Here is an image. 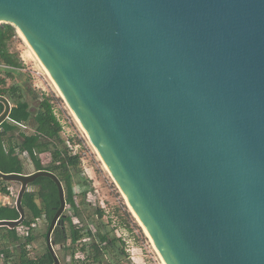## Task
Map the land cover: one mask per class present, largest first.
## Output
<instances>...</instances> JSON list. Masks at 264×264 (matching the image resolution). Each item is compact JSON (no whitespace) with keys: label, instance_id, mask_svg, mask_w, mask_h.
I'll list each match as a JSON object with an SVG mask.
<instances>
[{"label":"water","instance_id":"water-1","mask_svg":"<svg viewBox=\"0 0 264 264\" xmlns=\"http://www.w3.org/2000/svg\"><path fill=\"white\" fill-rule=\"evenodd\" d=\"M165 264H264V0H0ZM0 127L12 105L0 96ZM51 172L3 173L25 193Z\"/></svg>","mask_w":264,"mask_h":264},{"label":"rangeland","instance_id":"rangeland-1","mask_svg":"<svg viewBox=\"0 0 264 264\" xmlns=\"http://www.w3.org/2000/svg\"><path fill=\"white\" fill-rule=\"evenodd\" d=\"M20 37V34L16 31V37L9 44V52L17 55L22 67L14 70L0 65V83L4 81L6 88L14 86L19 88L33 116L38 112L44 99L50 100L54 113L64 128L65 134H62V139L72 138L74 143L79 146L77 151L84 174L81 178L83 188L74 187L78 209L74 210L71 207H67L64 214L67 216L66 220L72 217L73 221H68L65 224V233L69 237L71 224L78 225L82 223L86 227V231L81 243L86 244L87 248L95 239L106 237L105 241H107L109 250L105 253V256L108 261L101 255L98 264H115L117 261H121V264H161V258L157 251L129 210L122 193L110 173L105 169L82 127L71 114L69 107L58 93L55 84L42 67L36 54L31 52L28 45ZM11 105L12 107L14 106L12 103ZM19 128L18 131L9 133L7 136L15 144L21 143V132L27 135L33 132L31 125L29 127L20 126ZM48 148L52 149L51 146ZM46 154H36L43 168H47L48 159L45 156ZM22 161L25 174H31L36 171L28 157H23ZM9 190L11 199V206L9 207L15 208L19 186L9 183ZM28 192L37 195L40 190L38 187H30ZM97 210L102 211L103 214L99 215ZM35 224L37 228L33 234L36 239L33 247L29 248L31 251L29 256L31 258H38L46 253L44 235L47 233L48 223L46 220H40ZM88 232L92 233L86 235ZM121 238L125 239L124 246L122 243L116 242V239L119 240ZM72 249V245H69L65 250L71 251ZM123 251H125L126 255L133 257L134 262L131 259V261L125 262L123 260L125 257L121 253ZM17 254V256H14L17 259L14 258L12 260L13 264L20 262V253ZM86 256L87 253L82 255L83 258H86Z\"/></svg>","mask_w":264,"mask_h":264},{"label":"trees","instance_id":"trees-1","mask_svg":"<svg viewBox=\"0 0 264 264\" xmlns=\"http://www.w3.org/2000/svg\"><path fill=\"white\" fill-rule=\"evenodd\" d=\"M14 37H16V30L12 26H0V65L8 69L18 70L22 67V64L17 55L9 52V44ZM4 83V81L0 83V96L7 98L14 106L10 114V120L4 122L0 127L2 129L0 130V171L3 173L25 174L22 158L28 157L36 171L44 170L57 176L65 187L67 204L74 210L78 209L74 187L83 188L81 178L84 174L81 169V160L78 155L73 156L66 147L61 134L62 126L54 114L50 100L44 99L38 112L33 116L20 89L15 86L6 88ZM3 109V105L0 104V114ZM30 125L33 132L29 135L21 132V143L15 144L7 138L9 133L18 131L20 126L29 127ZM49 146L52 149H49ZM37 153H47L45 155L48 159L47 168L41 166V162L36 156ZM34 185L38 187L40 192L37 195L27 192L22 199V207L27 217L19 227L24 230L27 229L28 235L20 236L19 227L13 230L0 228V255L3 257L4 262L12 259L14 250H11V248L16 246L21 255V264L54 263L52 256L48 252L38 258L29 256L31 253L29 248L33 247L36 239L33 234L34 230L31 228L32 223L42 216H45L46 221L49 223L55 210L53 208L59 206L58 191L56 185L50 179L45 177L38 178ZM0 194L10 195L9 183L0 180ZM97 212L99 215L103 214L100 210H97ZM18 218L19 215L15 208L8 206L0 208V221L17 220ZM71 221L72 218H70ZM72 226L69 237L65 231L57 230L54 242L56 244L61 241L67 243L71 239L72 243H76L82 239L85 227L82 224ZM45 237L46 234L44 235ZM104 241L105 239H103ZM97 251L98 249H95L93 264H97L96 262L98 261ZM115 264H121V261H117Z\"/></svg>","mask_w":264,"mask_h":264},{"label":"flooded vegetation","instance_id":"flooded-vegetation-1","mask_svg":"<svg viewBox=\"0 0 264 264\" xmlns=\"http://www.w3.org/2000/svg\"><path fill=\"white\" fill-rule=\"evenodd\" d=\"M35 182L32 185H30L32 188H34L36 186V185H34ZM65 198H66V196H65ZM67 207H70V206L67 204V201H66V208H65L63 214L61 215L59 223L55 227L54 232H53V236H52L53 247L55 248V254H56L57 258L59 259V263L60 264H93L94 263V257H95L94 256L95 249H98V251H97L98 252V255H97L98 260H99V257L101 255H103L107 259V257L105 256V253L108 252L109 249L107 246V241L103 242V239H105V240L107 239L106 237L99 238L98 240H96L94 237L95 240L92 242V244L89 246V248H87L86 244L81 243L83 238L80 239L79 241H77L76 243H72L71 239H70L67 241V243H69V245H72L73 249L71 251L65 250L69 246V245H67V243H64L61 241L58 244H56L54 242L55 232L57 230L62 231V232L65 231V224L68 223V221L70 222V218H72V217H70L68 220H66L67 216H65L64 214L67 210ZM58 208H59V206L57 208H53V209H55L54 213H53V217H54ZM53 217L51 218V221H52ZM40 220L45 221L46 220L45 216H42L40 219H37L32 223V225H31L32 230H35L37 228V225L35 223L39 222ZM51 221L49 223L47 222L48 223V229H49V226L51 224ZM72 221H73V218H72ZM79 224H82V223H79ZM72 225L75 226L74 223ZM71 227H73V226H71ZM48 229H47V232H48ZM85 231H86V227H85L83 234L85 233ZM87 234L88 233H86V235ZM46 235H47V233H46ZM44 239H45V243H46V252L49 253L48 247H47L46 237ZM129 239H131V238H129ZM133 240H135V238H133ZM116 242L122 243L123 246L125 245V239H123V238H121L119 240L116 239ZM105 246H106V248H105ZM69 252H71V254H69ZM85 253H87V256H86V258L85 257L83 258L82 255ZM121 253L125 257V258H123V260H125V262H126L130 256L126 255L125 251H123ZM107 261H108V259H107ZM98 262L99 261H97L96 263L98 264Z\"/></svg>","mask_w":264,"mask_h":264},{"label":"built area","instance_id":"built-area-1","mask_svg":"<svg viewBox=\"0 0 264 264\" xmlns=\"http://www.w3.org/2000/svg\"><path fill=\"white\" fill-rule=\"evenodd\" d=\"M61 134H63V135L65 134L63 127H62V133ZM63 140L65 142L66 147L69 149V151L72 153V155L73 156L78 155L77 149H78L79 146L74 143V141L72 140V138H67V139L63 138ZM18 230L20 231V233H19L20 236L24 237V236H27L28 235L27 229L24 230L23 228L19 227ZM0 250H1V248H0ZM0 259L4 260L1 255H0ZM130 259L134 262V258L133 257H129L127 259V261H129Z\"/></svg>","mask_w":264,"mask_h":264},{"label":"bare ground","instance_id":"bare-ground-1","mask_svg":"<svg viewBox=\"0 0 264 264\" xmlns=\"http://www.w3.org/2000/svg\"><path fill=\"white\" fill-rule=\"evenodd\" d=\"M20 34V33H19ZM20 38H22L24 41H25V43L28 45V47L30 48V50H31V52L32 53H34V51L32 50V48L30 47V45L28 44V42L25 40V38L20 34ZM38 58V57H37ZM39 59V58H38ZM40 61V60H39ZM40 63H41V61H40ZM41 65H42V67L45 69V67L43 66V64L41 63ZM45 71H46V69H45ZM47 72V71H46ZM48 74V73H47ZM49 75V74H48ZM50 77V76H49ZM52 80V79H51ZM52 82H53V80H52ZM54 83V82H53ZM57 88V87H56ZM57 91H58V93L60 94V92H59V90L57 89ZM60 96H62L61 94H60ZM65 101V100H64ZM67 104V103H66ZM67 106H68V104H67ZM69 107V106H68ZM69 109H70V107H69ZM70 112H71V114L73 115V117L75 118V120L78 122V120H77V118L75 117V115L73 114V112H72V110L70 109ZM79 123V122H78ZM80 125V124H79ZM81 126V125H80ZM87 137V136H86ZM88 139V138H87ZM89 140V139H88ZM90 142V141H89ZM91 143V142H90ZM93 146V145H92ZM99 156V155H98ZM100 158V157H99ZM100 160H101V158H100ZM102 161V160H101ZM103 163V162H102ZM103 165H104V163H103ZM104 167H105V165H104ZM105 169L107 170V168L105 167ZM108 171V170H107ZM109 173V172H108ZM111 176V175H110ZM113 179V178H112ZM119 189V188H118ZM124 197V196H123ZM124 199H125V201H126V203H127V206H128V208H129V210L131 211V213L133 214V216L135 217V219L137 220V222L140 224V226L142 227V224L139 222V220H138V218H137V216L134 214V212H133V210L131 209V207H130V205H129V203L127 202V200H126V198L124 197ZM143 228V227H142ZM145 231V230H144ZM146 233V232H145ZM146 235H147V233H146ZM147 237L149 238V236L147 235ZM150 239V238H149ZM150 241H151V243H152V245H153V247L155 248V250L157 251V249H156V247H155V245H154V243L152 242V240L150 239ZM157 253H158V255H159V257L161 258L160 259V262H161V264H165V262H164V260L162 259V257L160 256V254H159V252L157 251Z\"/></svg>","mask_w":264,"mask_h":264},{"label":"crops","instance_id":"crops-1","mask_svg":"<svg viewBox=\"0 0 264 264\" xmlns=\"http://www.w3.org/2000/svg\"><path fill=\"white\" fill-rule=\"evenodd\" d=\"M5 206H8V207L11 206L10 196H5V195L0 194V208L5 207ZM11 250H14L13 255H12V259L8 260L7 262H4V260L0 259V264H13L12 260H14V258H15L14 256H17L18 255L17 253H20V252L16 246L12 247ZM15 259H17V258H15ZM15 264H21V258H20V262L19 263L15 262Z\"/></svg>","mask_w":264,"mask_h":264}]
</instances>
